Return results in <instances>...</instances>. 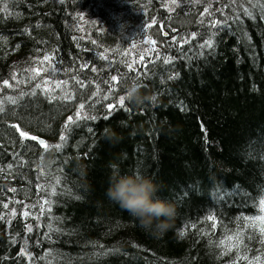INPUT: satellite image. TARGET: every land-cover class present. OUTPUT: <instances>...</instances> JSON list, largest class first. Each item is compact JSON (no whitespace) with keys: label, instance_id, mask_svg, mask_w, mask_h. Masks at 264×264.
I'll use <instances>...</instances> for the list:
<instances>
[{"label":"trees","instance_id":"1","mask_svg":"<svg viewBox=\"0 0 264 264\" xmlns=\"http://www.w3.org/2000/svg\"><path fill=\"white\" fill-rule=\"evenodd\" d=\"M261 17L264 0H0V264H233L264 253L251 229L247 252L216 246L264 200ZM46 54L38 74L25 71ZM133 83L154 102L126 99ZM120 97L131 111L115 107ZM80 104L96 119L77 121ZM34 135L66 140L46 150ZM36 160L42 179L29 171ZM116 170L160 186L176 208L167 232L108 198ZM25 213L41 241L16 242L29 234Z\"/></svg>","mask_w":264,"mask_h":264},{"label":"clouds","instance_id":"2","mask_svg":"<svg viewBox=\"0 0 264 264\" xmlns=\"http://www.w3.org/2000/svg\"><path fill=\"white\" fill-rule=\"evenodd\" d=\"M126 99L137 106L154 102V98L142 93L140 85L135 83L127 87ZM106 138L115 140L117 134L111 132L108 135L106 132ZM159 191L160 186L152 177L139 172L121 174L116 170L110 177L106 195L136 218L143 228L164 234L176 215V208L173 203L160 198Z\"/></svg>","mask_w":264,"mask_h":264},{"label":"snow or ice","instance_id":"3","mask_svg":"<svg viewBox=\"0 0 264 264\" xmlns=\"http://www.w3.org/2000/svg\"><path fill=\"white\" fill-rule=\"evenodd\" d=\"M175 2V0H174ZM235 2V0H234ZM251 2V0H250ZM244 12H245V15H248V16H252V13L249 12L247 9H244ZM262 19H264V17H261ZM153 23H155L153 21ZM151 43H155V41H150ZM203 46H207V47H212V44L210 41L206 42V45H202ZM143 55V54H141ZM51 60V57L50 55L46 54L43 59H40L38 60L37 62L39 63V65L41 66L40 68H37V67H32L30 69H25V71H31L32 73H35V74H38L39 71L42 70V66L44 65V62L45 61H50ZM37 62H34V63H37ZM32 79H35V75H33L31 77ZM12 79H16V74H13L12 76ZM117 78L116 77H113L112 80L115 81ZM45 83H47V81H45ZM4 84L8 85V81H4ZM11 86V85H9ZM66 86V84H65ZM36 87H40L39 84L36 85ZM57 87H60V85L58 84ZM65 99H68V98H71V93H65ZM13 103H15V101H12ZM110 111H109V114L108 115H111V109L113 108V105H108ZM115 107L117 108H125V97H120L119 100H118V104L115 105ZM79 108L81 111H78L76 113V120L78 121L79 119L83 118V119H96L95 116H87V115H84L82 116L81 115V112L82 110L84 109V104H80L79 105ZM125 111H131V109H128V108H125ZM108 115H106L104 117V119H107L108 118ZM74 121H73V118L72 117H68V121L67 123L65 124V129L68 128V125L69 124H72ZM105 132H107V129H105ZM22 136H25V137H28V134L25 133V132H21L20 133ZM31 139H36V137H30ZM66 140V137L64 135H61L60 136V141L61 143H58V144H55V145H47L45 143V141H40V143L42 145L45 146L46 150L49 148V147H55L56 149H60L62 147V144L63 142ZM262 159H264V157H262ZM56 184L58 185L59 184V178L56 179ZM12 191H15V189H12ZM55 186L51 189V192L52 194H55ZM76 199H79L80 197L79 196H76L75 197ZM44 204H47V201H44L43 202ZM5 207H7V205H5ZM260 209H261V215L260 216H257V217H250V218H246V223L240 227V228H237L235 229L234 231L230 232L228 235L224 236L223 238H221L218 243H217V247H220L223 249V252H222V255L224 254H228L230 252H232L233 250H235L237 253H240L241 251H244V252H247L248 251V248H247V245L244 243V236H245V233L248 232L249 229H251L253 232H258L260 234V242L262 244H264V200H261L260 201ZM41 212L44 211V208H43V205L41 206ZM49 211H50V208H49ZM14 214V213H13ZM28 213H25V215H27ZM207 219L209 221L212 222V228L215 229V226H216V220H215V217L214 216H209L207 217ZM29 231H31V227L29 226ZM247 239L248 240H251L252 239V235L249 233L247 235ZM100 247H103L102 245ZM261 255H264V253L262 254H258L256 255L255 257H253L252 259H249L247 255H237L236 258L233 260V264H239L240 260H246L248 261V264H257V262L260 261V258H261Z\"/></svg>","mask_w":264,"mask_h":264},{"label":"bare ground","instance_id":"4","mask_svg":"<svg viewBox=\"0 0 264 264\" xmlns=\"http://www.w3.org/2000/svg\"><path fill=\"white\" fill-rule=\"evenodd\" d=\"M41 95V91L40 92H35V95ZM34 95V96H35ZM40 136V135H39ZM54 140L52 141L53 144H58V143H61L60 139L58 138H53ZM37 160L36 162L34 163V166H30L29 167V171L32 173H34V171H36V175L39 176L40 179L44 178L43 176H41L40 172H38L40 170V166L37 165ZM9 208L12 209V210H15V206L13 205H10L8 204ZM33 207L35 208V205H33ZM36 207H39L38 204L36 205ZM26 219V223H25V227H21L22 230H27V233L29 234H23V233H19V232H15V235H16V242L18 243H22V244H26L27 242L29 243L33 238H34V242H37L38 240H42L43 238L41 236H39L40 232L43 233L44 230H42V224H38L36 225L35 222L33 223L34 219H36V215L33 214V213H30L27 215V218ZM33 221H32V220ZM40 220V218L38 219ZM36 221V220H35ZM29 226L31 227V231H29ZM26 228V229H25ZM12 231V230H11ZM33 255V253L29 254V257L28 258H31Z\"/></svg>","mask_w":264,"mask_h":264},{"label":"rangeland","instance_id":"5","mask_svg":"<svg viewBox=\"0 0 264 264\" xmlns=\"http://www.w3.org/2000/svg\"><path fill=\"white\" fill-rule=\"evenodd\" d=\"M175 1H176V0H175ZM183 36H184V35H183ZM183 36H182V39H183V40H187V39H189V37H186V36L183 37ZM190 36H191V35H190ZM152 41H154V40H152ZM145 43H147V45H149V46H152V45L154 44V43H151V42H148V41L145 42ZM40 86H41V85H40ZM61 87H62V86H61ZM51 145H55V144H53V143L51 142V143H50V146H51Z\"/></svg>","mask_w":264,"mask_h":264},{"label":"water","instance_id":"6","mask_svg":"<svg viewBox=\"0 0 264 264\" xmlns=\"http://www.w3.org/2000/svg\"><path fill=\"white\" fill-rule=\"evenodd\" d=\"M38 140H40V138H37ZM41 141V140H40Z\"/></svg>","mask_w":264,"mask_h":264}]
</instances>
